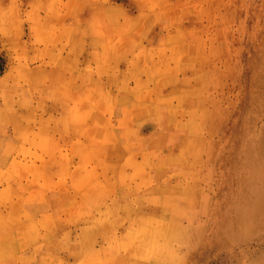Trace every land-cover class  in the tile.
<instances>
[{
    "label": "rangeland",
    "instance_id": "374dc122",
    "mask_svg": "<svg viewBox=\"0 0 264 264\" xmlns=\"http://www.w3.org/2000/svg\"><path fill=\"white\" fill-rule=\"evenodd\" d=\"M0 264H264V0H0Z\"/></svg>",
    "mask_w": 264,
    "mask_h": 264
},
{
    "label": "crops",
    "instance_id": "0c3cea01",
    "mask_svg": "<svg viewBox=\"0 0 264 264\" xmlns=\"http://www.w3.org/2000/svg\"><path fill=\"white\" fill-rule=\"evenodd\" d=\"M71 82L69 83V86L72 88H75L76 82L75 80L72 78V80H70ZM75 93V91H74ZM64 135V134H63ZM81 139L80 137H76L75 136V131H73L72 133H67V137H63V141L61 143V145L65 146L66 143H69L68 146L71 145H80Z\"/></svg>",
    "mask_w": 264,
    "mask_h": 264
}]
</instances>
